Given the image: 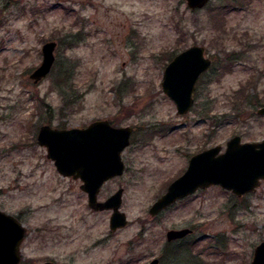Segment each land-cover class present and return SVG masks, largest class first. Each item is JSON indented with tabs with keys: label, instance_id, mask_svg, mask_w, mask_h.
I'll use <instances>...</instances> for the list:
<instances>
[{
	"label": "rangeland",
	"instance_id": "rangeland-1",
	"mask_svg": "<svg viewBox=\"0 0 264 264\" xmlns=\"http://www.w3.org/2000/svg\"><path fill=\"white\" fill-rule=\"evenodd\" d=\"M51 41L55 62L36 82ZM191 45L212 64L179 114L162 78ZM263 106L264 0H211L200 10L186 0H0V209L27 228L21 264H250L264 241V181L244 196L212 186L157 217L149 209L194 154L225 151L236 135L261 142ZM98 119L133 128L124 174L99 194L124 189L129 223L117 231L112 211L92 210L82 181L60 174L36 139L45 124ZM185 227L190 236L167 241Z\"/></svg>",
	"mask_w": 264,
	"mask_h": 264
},
{
	"label": "water",
	"instance_id": "water-1",
	"mask_svg": "<svg viewBox=\"0 0 264 264\" xmlns=\"http://www.w3.org/2000/svg\"><path fill=\"white\" fill-rule=\"evenodd\" d=\"M192 10L204 8L211 0H186ZM56 42L43 46L42 64L31 77L39 81L52 69L55 62ZM212 60L206 56L205 47L191 45L178 53L166 66L163 74V91L174 100L179 114L188 113L194 105V91L203 73L211 67ZM264 115V106L258 110ZM37 141L47 149L58 172L65 177L83 181L81 189L88 195L92 210H111L110 229L124 228L129 219L120 208L124 189L120 188L105 200L99 199L102 186L125 172L121 156L131 143V126H115L107 119L92 121L86 127L57 128L49 124L39 127ZM216 145L194 154L184 173L174 179L166 192L152 204L149 214L157 217L178 200L214 185L242 196L255 191L264 181V139L261 142H242L238 135L228 139L225 151ZM191 228L170 229L167 240L184 238ZM27 228L15 215L0 209V264H21V244ZM42 264V263H41ZM43 264H56L45 261ZM149 264H160L158 258ZM250 264H264V241L254 249Z\"/></svg>",
	"mask_w": 264,
	"mask_h": 264
},
{
	"label": "trees",
	"instance_id": "trees-1",
	"mask_svg": "<svg viewBox=\"0 0 264 264\" xmlns=\"http://www.w3.org/2000/svg\"><path fill=\"white\" fill-rule=\"evenodd\" d=\"M230 60L232 61V58H230ZM69 79H70V80H69ZM65 80H66V81H68V80L71 81V74L69 75V78H68V75H67V77L65 78ZM69 85L72 86V84H69ZM69 85H68V86H69ZM69 87H70V86H69Z\"/></svg>",
	"mask_w": 264,
	"mask_h": 264
},
{
	"label": "flooded vegetation",
	"instance_id": "flooded-vegetation-1",
	"mask_svg": "<svg viewBox=\"0 0 264 264\" xmlns=\"http://www.w3.org/2000/svg\"><path fill=\"white\" fill-rule=\"evenodd\" d=\"M111 122V121H110ZM111 124H113V122H111ZM114 125V124H113ZM247 195V194H245ZM244 196V195H243ZM178 240H182V238H179V239H175V240H172V241H169V242H177Z\"/></svg>",
	"mask_w": 264,
	"mask_h": 264
}]
</instances>
